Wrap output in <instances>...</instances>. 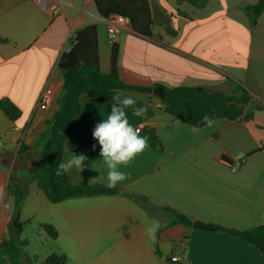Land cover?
Here are the masks:
<instances>
[{"label":"crops","instance_id":"1","mask_svg":"<svg viewBox=\"0 0 264 264\" xmlns=\"http://www.w3.org/2000/svg\"><path fill=\"white\" fill-rule=\"evenodd\" d=\"M149 1L158 3L169 23L155 22L150 37L130 28L110 40L109 24L95 0H59L52 16L36 0H0V104L11 102L21 112L13 121L0 107V154L14 155L10 166L0 163V243L9 238L17 213L25 226L36 220L40 238L57 251H27L32 264H44L53 254L66 255L67 264H264L261 252L245 241L195 225H172L161 211L156 215L164 227L153 244L145 230L154 219L142 204L120 195L51 204L31 181L34 177L23 173L33 152L36 160L40 157L41 136L58 109L63 88L59 62L76 32L96 25L101 71L110 72L117 48L118 72L126 84L190 86L250 98L241 119H219L193 133L192 126L165 111L153 92H124L136 99L134 107L147 108L143 117L127 109L130 123L154 130L159 142H148L128 166H120L127 178L116 187L194 222L239 231L264 225V12L256 25L246 13L259 0H199L200 8L176 0ZM43 93L50 97L45 109L40 107ZM112 97L81 96L63 155V161L74 154L88 157L82 171L67 173L75 185L107 183L92 130L107 118ZM25 179L33 190L24 189L27 195L17 210L16 194ZM42 224L54 226L58 239L52 240ZM174 255L179 262H172ZM0 264L10 262L0 255Z\"/></svg>","mask_w":264,"mask_h":264},{"label":"trees","instance_id":"2","mask_svg":"<svg viewBox=\"0 0 264 264\" xmlns=\"http://www.w3.org/2000/svg\"><path fill=\"white\" fill-rule=\"evenodd\" d=\"M176 1L202 7L199 0ZM95 2L99 13L105 19L112 16L127 18L131 21L136 32L147 37L152 35V27L155 21L149 0H95ZM263 12L264 0H259L258 3L246 8V13L253 25L257 24ZM117 63L118 49L113 48L110 72L101 71L99 37L96 25H89L77 31L70 40L69 51L63 54L59 62V70L63 76L62 94L57 102V112L52 120L47 123V130L41 136L43 148L34 169V180L49 203L58 204L67 199L97 196H124L142 204L154 220H158L156 211H161L171 217L172 225L182 224L188 227L200 225L208 230L227 233L258 249L264 259V225L239 231L215 224L194 222L170 207L158 206L149 198L129 190L118 187L109 189L104 184L99 183L75 185L69 181L67 173L61 176L55 174L57 165L63 161L65 143L72 134L74 120L81 111L80 99L83 94L92 98L113 96L116 89H120L122 92L133 91L152 94L153 90L157 88V86L149 88L124 83L120 78ZM249 99L246 93L241 97L232 98L221 91L207 92L190 86L167 88L166 96L158 98L167 113L190 126L198 128L205 126L202 123L204 115L212 117L215 121L219 119L230 121L241 119L243 106L249 102ZM0 107L13 121L18 120L21 116L20 110L11 102H3ZM141 135L146 136L151 145H157L159 142L155 131L152 129L143 130ZM25 152L26 150L23 149L21 153ZM26 195L27 192L22 189L18 190L16 194L17 210L21 208ZM24 227L25 224L21 222L20 214L17 213L9 226V238L0 243V255L6 257L10 264H32V259L25 251L29 242L21 239ZM40 227L52 240L58 239V231L51 224H42ZM67 263L68 258L64 254H53L44 262V264Z\"/></svg>","mask_w":264,"mask_h":264},{"label":"clouds","instance_id":"3","mask_svg":"<svg viewBox=\"0 0 264 264\" xmlns=\"http://www.w3.org/2000/svg\"><path fill=\"white\" fill-rule=\"evenodd\" d=\"M113 103L106 119H102L92 130V137L100 147L99 155L107 168L106 187L113 189L127 177L120 171V166H128L137 156L148 148V138L141 135V129L134 127L129 120L127 109H132V114L136 117H143L146 107H134L137 104L132 95L115 90L112 97ZM216 121L208 116L202 117V123L207 127H212ZM193 133H198L200 129L196 126L191 128ZM96 144L92 145L95 151ZM88 157L85 154H74L67 161H62L57 165L56 175L61 176L69 173L73 168L82 171L85 168V161ZM164 227L159 220H153L145 230V235L153 243H158L157 233Z\"/></svg>","mask_w":264,"mask_h":264},{"label":"rangeland","instance_id":"4","mask_svg":"<svg viewBox=\"0 0 264 264\" xmlns=\"http://www.w3.org/2000/svg\"><path fill=\"white\" fill-rule=\"evenodd\" d=\"M37 152H33L32 153V157L27 158V160L30 162L29 164L26 163L24 164V168H26V171H24L23 173H25V175L33 176L34 177V169H35V163H36V159H37ZM31 181H34L36 184V181L33 179ZM22 190L24 191V189H28V191H32L33 190V184L28 183V180L25 179L22 185ZM35 214V210H33L32 215ZM22 240H29L31 242V247L28 249L26 248V253L27 251L31 252V251H40L43 253H49L50 251L56 252L57 250H55V247H51L48 246L42 238H40V229L38 226V223L36 220H32V222L30 224H27L25 226V230H24V234L21 236Z\"/></svg>","mask_w":264,"mask_h":264},{"label":"built area","instance_id":"5","mask_svg":"<svg viewBox=\"0 0 264 264\" xmlns=\"http://www.w3.org/2000/svg\"><path fill=\"white\" fill-rule=\"evenodd\" d=\"M39 3L41 8L49 15H54L58 8H59V0H36ZM109 24V37L110 40H113L120 29H130L131 28V21L127 18L119 17V16H112L111 18L107 19ZM50 103V97L47 93H43L40 98V107L45 109L46 106ZM138 128L141 129V133L144 130L143 126H139ZM172 262L176 263L179 262V258L174 255L171 257Z\"/></svg>","mask_w":264,"mask_h":264},{"label":"water","instance_id":"6","mask_svg":"<svg viewBox=\"0 0 264 264\" xmlns=\"http://www.w3.org/2000/svg\"><path fill=\"white\" fill-rule=\"evenodd\" d=\"M151 8H152L153 19L155 22L162 23V24H168L169 23L168 18L163 14V12L161 11L157 2H153L151 4ZM102 18L107 21V19H105L104 17H102ZM131 28L133 29V32H135L136 34H139L138 32H136L134 30L132 23H131ZM199 90H201V89H199ZM153 95L157 98H164L166 96V89L163 86H159L153 90ZM13 157H14V155L10 152L0 154V163H3V164L10 166L12 161H13ZM194 227L196 229L208 230L206 227H203L200 225H195Z\"/></svg>","mask_w":264,"mask_h":264}]
</instances>
